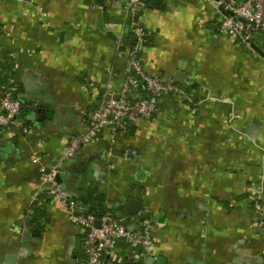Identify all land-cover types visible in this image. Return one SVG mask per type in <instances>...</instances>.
<instances>
[{
  "label": "crops",
  "instance_id": "crops-1",
  "mask_svg": "<svg viewBox=\"0 0 264 264\" xmlns=\"http://www.w3.org/2000/svg\"><path fill=\"white\" fill-rule=\"evenodd\" d=\"M127 1L0 2V99L15 88L26 130L0 132V264L8 256L12 264L87 263L84 229L40 189L52 168L83 213L101 200L131 228L150 227L152 249L138 251L137 264H264L255 209L258 198L264 204V32L250 47L220 36L225 14L213 0H153L132 19ZM153 13L171 38L149 26ZM133 21L146 32L145 73L179 92L156 99L152 119L103 132L65 160L63 148L89 133L98 102L118 99L125 86ZM128 149L133 164L123 160ZM130 200L140 203L136 216L125 211ZM122 244L111 264H127Z\"/></svg>",
  "mask_w": 264,
  "mask_h": 264
},
{
  "label": "built area",
  "instance_id": "built-area-1",
  "mask_svg": "<svg viewBox=\"0 0 264 264\" xmlns=\"http://www.w3.org/2000/svg\"><path fill=\"white\" fill-rule=\"evenodd\" d=\"M3 0H0L2 2ZM176 1V0H167ZM204 2L207 0H185ZM147 0H128L123 11L128 18H133L146 7ZM217 7L231 15L220 18L217 27L218 34L243 46L250 47L253 37L264 32V0H213ZM131 34L136 38V44L128 46L127 58L130 74L119 98L106 97L98 102L92 114L89 133L85 137L74 136L63 148V159L71 160L81 148V145L91 139L98 138L101 133L108 132L112 136L126 132L129 122L150 120L158 112L156 99L179 92L173 82L165 81L157 76L147 75L140 59V51L146 39V32L138 22L131 23ZM124 39L118 44L126 45ZM148 96L143 97V93ZM22 101L14 87L10 88L0 99V132L20 129L26 131L20 119ZM136 152L128 149L123 154V160L133 164ZM59 171L56 168L46 170L40 179V189H44L51 199L56 200L64 209L70 212V221L84 229L83 250L87 257L86 264H111L118 243L127 248V258L130 264H137L140 259L138 251L149 252L153 239L150 227L142 223L131 228L113 215H104L97 220L86 215L78 206L71 193L58 181ZM255 209L260 215V225L264 226V204L255 202ZM100 226H96V222Z\"/></svg>",
  "mask_w": 264,
  "mask_h": 264
},
{
  "label": "trees",
  "instance_id": "trees-1",
  "mask_svg": "<svg viewBox=\"0 0 264 264\" xmlns=\"http://www.w3.org/2000/svg\"><path fill=\"white\" fill-rule=\"evenodd\" d=\"M152 2H154L153 0H147L146 2V7L148 6H154V4H152ZM158 7L160 5H157ZM38 209V208H37ZM36 208H34L33 212L35 214H37L39 211ZM86 215H91L93 216L95 219L99 220L101 219L104 215L110 214L113 215L111 212L107 211L103 202L101 200H92L89 201L88 207L86 209V211L84 212ZM123 245V244H122ZM127 264H130V261L127 260Z\"/></svg>",
  "mask_w": 264,
  "mask_h": 264
},
{
  "label": "clouds",
  "instance_id": "clouds-1",
  "mask_svg": "<svg viewBox=\"0 0 264 264\" xmlns=\"http://www.w3.org/2000/svg\"><path fill=\"white\" fill-rule=\"evenodd\" d=\"M191 13H192V10L191 9H188V14H187V19L190 21L191 20ZM176 19H179V13H177V16L175 17ZM142 19H144V17H142ZM153 22H155L156 25L160 26L161 27V32H160V35L163 36V37H166V38H171V36L173 35V33H170L168 30H167V27L165 25V22L160 19L156 13H153L151 15V19H149L147 21V23L149 24V26H151L153 24ZM154 51V50H152ZM161 55H164L163 52H161Z\"/></svg>",
  "mask_w": 264,
  "mask_h": 264
},
{
  "label": "water",
  "instance_id": "water-1",
  "mask_svg": "<svg viewBox=\"0 0 264 264\" xmlns=\"http://www.w3.org/2000/svg\"><path fill=\"white\" fill-rule=\"evenodd\" d=\"M222 12L226 15H231L229 14L228 12L224 11L223 8H221ZM178 82V81H177ZM181 82V81H179ZM21 110H22V107H21ZM140 203L139 202H135V201H132L130 200L127 204H126V212L129 214V215H132V216H136L138 213H139V210H140ZM96 226L99 227L100 226V222L97 221L96 222ZM14 260V256H8V263L9 264H12Z\"/></svg>",
  "mask_w": 264,
  "mask_h": 264
}]
</instances>
